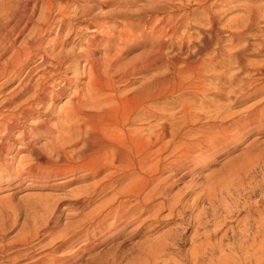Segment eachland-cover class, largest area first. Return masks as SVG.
Returning <instances> with one entry per match:
<instances>
[{"label": "bare ground", "instance_id": "6f19581e", "mask_svg": "<svg viewBox=\"0 0 264 264\" xmlns=\"http://www.w3.org/2000/svg\"><path fill=\"white\" fill-rule=\"evenodd\" d=\"M137 1L96 0L90 5L81 0H0V192L6 188L59 189L74 182H87L71 189L72 197L59 194L23 197L29 211L42 213L33 219L32 228L11 239L8 234L13 224H9L7 217L11 213L18 216L21 205L16 200L17 190L0 195V264H67L70 251L79 255L90 243L88 240L69 250L80 236H91L87 225H94L95 235L108 227L105 223L112 217V224L124 230L144 214H149L146 219H160L167 211L163 216L169 219L185 216L186 197L196 189L188 184L186 189L174 192L175 179L184 168L179 178L193 169L192 161L196 160L190 157L193 153L204 146L211 148L218 140L215 135H209V130L188 128L209 115L204 95L205 72L218 66L228 71L234 68L238 73L233 76L238 79L251 69L254 72L247 77L248 93L251 96L259 90L257 84L264 78V66L260 62L256 65L247 54L264 51V26L260 24L264 21V0L241 3L240 0H154L148 5L140 3L136 18L129 12L131 6L122 3L136 6ZM192 1L203 6L201 13L194 8L176 14ZM236 2L245 12L232 17L229 26H222V10L217 8L235 6ZM102 15L130 16L145 24L155 19V26L166 22L162 27L164 32L170 31L171 37L181 27H196L200 42L191 35L185 36L179 49L173 43L172 50L166 53L178 79V96L190 93L194 99H181L177 110L163 111L161 84L165 77L161 74H155L148 83L127 88L135 81V74L164 61L165 51L158 48L148 62L119 63L117 53L111 50L117 39L130 40L138 23L132 24L131 29L120 28L115 36L112 31L120 25L106 27L98 20ZM224 33L228 45L224 44ZM213 45L216 47L212 51ZM99 50L102 51L98 53ZM200 94L205 101L201 108L194 101ZM63 98L66 101L57 107ZM260 113L263 115L264 111ZM257 115L258 112L245 115L240 123L249 122ZM228 128L223 130L229 133ZM170 149L171 154L166 156ZM198 152H201L199 156L204 153ZM109 193L112 195L105 198ZM203 194L208 196L207 191L198 194L193 207H199ZM101 196L105 199L91 212L84 213ZM64 202L66 205L62 207ZM199 210L194 219L198 226L207 229L210 219L206 209ZM215 213L214 217L218 216ZM63 214L70 219L83 217L58 230ZM260 214L251 242L258 262L264 258V211ZM246 218L245 227L249 224ZM177 231L171 228L162 238L150 242L147 247L150 259L157 258L169 244L182 238ZM42 235L41 241L54 237L40 246L32 244ZM226 237L225 231L221 244ZM246 238L237 246L252 261ZM55 240V246L49 249L48 244ZM199 242V246L195 245L193 263L206 264L205 252L212 242L208 238ZM38 249L42 252L37 254Z\"/></svg>", "mask_w": 264, "mask_h": 264}, {"label": "rangeland", "instance_id": "374dc122", "mask_svg": "<svg viewBox=\"0 0 264 264\" xmlns=\"http://www.w3.org/2000/svg\"><path fill=\"white\" fill-rule=\"evenodd\" d=\"M81 1L82 3H87L90 5L96 2V0ZM153 1L154 0H138L137 3L134 4L136 6L125 3H122V6L130 5L132 9L129 10V12H131V14L135 15L137 18V6L140 3L148 5ZM243 1L244 0H240L238 2L241 3ZM238 2H236L237 4L232 3V5L236 4L235 6H231L230 4L221 5L217 8L222 10L220 14V22L222 26H229V21L232 17L245 12ZM194 8L197 9L198 13H201L203 6L199 3H195V1H192L191 4L186 3V5H183L182 9L179 12H176V14L179 16L180 13L187 10H193ZM169 15L170 13H168V16ZM98 20L101 21L106 27L112 26L114 23L119 24L120 26L118 28L116 27L114 29L115 31H112L113 35L115 36H117L119 32L118 30H120V28L127 27L131 29L132 24H137L139 21L138 19L135 20L134 17H126L123 15L116 17L102 15L98 18ZM165 24L166 22H162L159 26H155V19L146 24L143 22L138 23L135 33L130 35V40H123L120 42L117 39L116 44L111 50V53H117L119 63L139 64L142 60L147 61L150 59L152 55L157 52L158 48L164 49L165 57L167 58H165L164 61H161L159 65L155 67H148L147 70L135 74L133 76L136 77L135 81L131 85H127V88L139 86L144 82L148 83L151 81V79H153L155 74H161L167 81H163L165 84L164 86L162 85L163 83L161 84L163 93L160 106L162 107L163 111L169 113L179 108L181 99L191 100L194 98L190 93H186L181 97L178 96L180 93L179 86L177 84L178 79L173 75L167 54L170 52V50H172L173 43L175 44L176 48L179 49L182 44V39L185 36L191 35V38H196L199 42L201 41V38L199 36L198 29L194 26L189 29L181 27L177 30L175 36L171 37L170 31L164 32V28L162 26ZM260 24L264 26V21ZM254 31L258 30L255 29ZM87 34L90 35L92 32H87ZM222 35H224L226 40L224 44L228 45V36L225 35V33ZM215 47L216 45H213L212 51L215 49ZM100 49L103 50L101 47ZM102 50H99L98 53H100ZM247 56L249 59L253 60L255 64L256 62L257 64L260 62V64L262 63V66H264V51L255 50L249 52ZM250 70L251 69H249L248 73L245 75H242L241 77L239 76L238 79L234 77V73H238V70L234 68L229 69V72L228 69L218 66L215 69L205 72L206 93L204 95L208 100L206 103L209 105V117H203V120L188 128H193V130L195 129L194 131H201V129L209 130V135H215L214 137H218V140L214 143L215 145L212 144L211 148L204 146L202 149H198L195 153H193V156L190 157L197 160L192 161L193 163L191 165V169H193L188 174H185L183 177L179 178L184 174L186 169L184 168V170L177 176L179 180L178 178L175 179L177 181L174 185V192L180 189H186L188 184H191V186H194L196 189L194 193L187 195L186 197L188 200L185 204L187 209L185 216L181 217L179 215L176 219H169L165 217V214L168 213L167 211L162 214V218L160 217V219H146L149 214H144V216L140 218L143 221L139 219L124 230L120 228V225L112 224V217L109 218L105 223L106 225L109 224L111 226L109 227L108 225V227L102 232L96 233L95 235H93L95 232H92L94 225L89 224L87 227L91 229V236L89 238L80 236V239L74 243L75 245L68 249H72L73 251L77 248V246H80L88 240L90 243L88 244L87 248L81 251L79 255H75V253L70 251L67 264H194L193 254L197 245H200V242L198 243V241L200 240L202 242L207 238L209 239L210 244L212 242V245H209L205 252V258L207 260L206 264H239V262L240 264L264 263V258L263 261L258 262L257 258L254 257V252L251 245V242H253L254 238V229L258 228L257 221L260 218L261 210L264 211V114L260 115V112H262V110L264 111V89H260V87L264 85V78L263 80L261 79V82L257 81L260 82V84H257L259 90L250 96L248 93L249 87L247 84L249 78L247 79V77L250 73L254 72V70H251L252 72H250ZM232 84H235V87ZM251 90L254 91L255 89L251 88ZM66 99L67 98H63L60 100L57 107L63 104ZM194 101L200 108L203 106V102L205 103L202 94H200L199 97ZM220 105L222 106L221 108ZM254 112H258L257 117L249 122L243 121L242 124L240 123L243 116L250 115ZM225 126L227 128L229 126V133L223 130L226 128ZM189 138L191 137H188L187 139ZM44 141L45 139H43L41 142L43 143ZM171 151L172 149L168 150L165 155L168 156V153L170 152L171 154ZM198 151L204 152L202 153V156H199V153L201 152ZM200 157H202V159ZM168 161L169 159H167V162ZM86 183L87 182H74L65 186L64 188L59 189L52 186H46L20 190L19 188H6L2 190L0 195L9 194L14 190H17L16 200L19 202V205H21V211L19 212L18 216H15L12 213L10 216L8 214L7 218L9 219V224H13V227L9 229L8 237L10 238L8 239L17 237L19 233H25V231L32 228L33 219L35 217H39L42 213L36 212L35 214L33 210L29 211L26 207L27 202L23 200V197L34 194L38 197L44 195L56 196L58 194L60 196L67 195L68 197H72L69 194L71 189H75ZM204 191L208 192V196L207 194H203V198H201L199 207H193V201L197 199H195V197L200 193H204ZM106 195L104 196L105 198L110 197L112 194L109 193ZM104 197L101 196V199L99 198L97 202H95L96 205L92 204L93 206H88L84 213L91 212L99 203L102 202L103 199H105ZM66 201L68 202V200ZM65 205L66 202L62 203V207H65ZM214 205H216V208H213ZM202 207H205L207 219H210L207 229L204 226H198L197 221L194 219L195 215L199 213V209H202ZM97 211H95V213H97ZM248 211L251 213V215L247 213ZM68 212L69 211L67 210L66 213ZM214 213L219 217H214ZM245 216L249 222L246 227L244 225ZM81 217L83 216L78 215L73 216L70 219V217L63 214L58 230L65 228L66 224L71 220ZM218 222H220V224ZM171 228L178 230L177 232L182 236V238L176 239V243L174 244H169L165 250L159 253L157 258H154L155 260L152 258L150 259V255L148 254L147 250L150 242L152 243V240L154 242L160 236L162 238L164 233L166 234L169 230H171ZM224 230L227 233V237L221 244L220 239L225 233ZM261 236L262 234L258 237L259 241L260 238L262 240ZM43 237L44 236L42 235L38 241H41ZM53 237L54 236L48 237L45 240H42L39 244L36 243L38 241H34L32 244L40 246L42 243H49ZM245 238L246 240L248 239L249 245L247 242L246 245L250 247L252 261H249L250 259L245 258L246 256L244 255L241 247L237 246L239 245L240 241ZM55 243L56 240L55 242L48 244L50 247L49 249L54 247ZM233 245H236V248H232ZM36 252L38 254L42 251L41 249H38Z\"/></svg>", "mask_w": 264, "mask_h": 264}]
</instances>
